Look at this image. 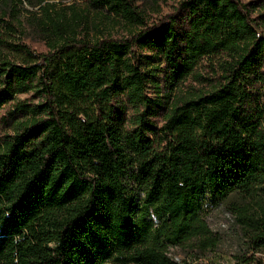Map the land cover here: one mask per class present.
Listing matches in <instances>:
<instances>
[{"label":"trees","instance_id":"16d2710c","mask_svg":"<svg viewBox=\"0 0 264 264\" xmlns=\"http://www.w3.org/2000/svg\"><path fill=\"white\" fill-rule=\"evenodd\" d=\"M53 1L29 0L37 52L0 0V264H188L168 250L211 239L201 195H264L259 2L174 0L149 24L135 0ZM89 9L132 30L93 40ZM258 207L239 214L264 248Z\"/></svg>","mask_w":264,"mask_h":264},{"label":"rangeland","instance_id":"374dc122","mask_svg":"<svg viewBox=\"0 0 264 264\" xmlns=\"http://www.w3.org/2000/svg\"><path fill=\"white\" fill-rule=\"evenodd\" d=\"M22 5L17 9L16 19L20 22V37L29 45L32 50L43 51L41 29L37 21L43 17V12L39 7H30L29 0H21ZM244 3L259 2V7L252 12V17L259 13H264V0H242ZM54 8L50 12H63L67 18L73 16V9L76 7L80 13L83 1L57 0L53 1ZM174 0H135V4L141 11L147 23L156 22L171 11ZM14 9H5L7 14H11ZM88 17L94 20V28L90 30L89 37L93 40L102 36H126L131 27L122 21L107 18V14L102 10L89 9ZM264 34V25L259 30ZM18 35V34H15ZM189 84L194 85L191 81ZM186 89V88H184ZM200 204L205 224L211 233V239L206 244L194 242L187 246L169 248V255L175 261H185L188 264H264V248L256 247L250 240L249 230L241 222L240 212L248 215L259 212L258 205L264 208V195L260 194L255 198H226L214 197L209 192L200 196Z\"/></svg>","mask_w":264,"mask_h":264}]
</instances>
